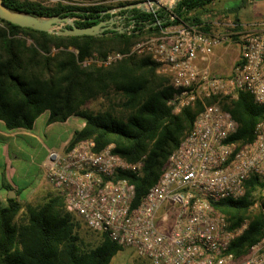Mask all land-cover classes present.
<instances>
[{
	"label": "trees",
	"instance_id": "1",
	"mask_svg": "<svg viewBox=\"0 0 264 264\" xmlns=\"http://www.w3.org/2000/svg\"><path fill=\"white\" fill-rule=\"evenodd\" d=\"M215 1L178 0L170 10H144L128 7L131 3H118L122 7L119 15L131 28L123 32L105 30L101 35L51 34L0 18V120L7 129H30L45 111L49 123L63 122L70 116L83 118L84 126L73 133L67 148L93 140L96 150L113 144V152L129 162L145 156L140 174H123L134 185L137 203L158 180L168 155L189 132L202 103L193 102L175 113L168 102L177 90L170 84L169 75L157 72V63L149 54H131L105 67L86 66L79 61L92 53L104 56L127 51L135 42L159 35L161 29L174 24H200V15L210 11ZM248 1L240 0L241 7ZM3 2L13 11L70 17L78 27L96 25L113 16L108 11L111 5L99 3ZM236 11L233 9L238 22ZM99 97L106 102L104 109L93 112L84 107ZM221 102L237 123L229 141L238 145L251 141L255 125L264 116V106L256 104L246 91ZM256 186L257 178H251L245 181L240 198L213 203L230 229L248 220L247 227L227 249L235 259L264 236V209H252ZM80 230V222L66 211L57 193L41 202L25 204L9 198L0 208V264H110L123 249L106 234L92 230L98 234L97 243L84 246Z\"/></svg>",
	"mask_w": 264,
	"mask_h": 264
},
{
	"label": "built area",
	"instance_id": "2",
	"mask_svg": "<svg viewBox=\"0 0 264 264\" xmlns=\"http://www.w3.org/2000/svg\"><path fill=\"white\" fill-rule=\"evenodd\" d=\"M203 24L202 19L200 24H174L127 51L92 53L79 61L105 67L131 54H149L177 90L168 102L175 113L202 103L158 180L137 203L134 185L123 174H140L145 156L129 162L113 152V144L96 150L93 140H82L63 152L52 151L45 177L67 212L150 264H264V236L239 259L227 253L248 220L230 229L213 207L221 199L240 198L245 181L256 177L252 209H264V116L252 140L238 145L229 141L237 123L221 102L246 91L264 106V18L245 25L228 21L223 23L226 30L218 28V21L211 20L209 31ZM233 38L239 55L229 75H217L200 64ZM72 51L77 56L78 51Z\"/></svg>",
	"mask_w": 264,
	"mask_h": 264
},
{
	"label": "crops",
	"instance_id": "3",
	"mask_svg": "<svg viewBox=\"0 0 264 264\" xmlns=\"http://www.w3.org/2000/svg\"><path fill=\"white\" fill-rule=\"evenodd\" d=\"M254 4H257V8L248 13L251 15L248 17L253 18L252 21L264 18V0H249L247 5L241 7L238 15L236 13L239 24H248L244 23L245 7ZM222 8L225 13L227 11V21H231L230 18H234V14L229 10L232 8ZM48 116V111L43 112L30 129H7L0 120V208L7 205L9 198H15L20 204H25L57 193L45 177L49 154L56 150L63 152L73 133L80 130L85 121L81 117L70 116L63 122L49 123ZM53 129L60 130L62 138L60 136L58 146L49 147L46 135ZM65 131L67 135L63 136ZM34 165L39 172L36 178L33 177Z\"/></svg>",
	"mask_w": 264,
	"mask_h": 264
},
{
	"label": "rangeland",
	"instance_id": "4",
	"mask_svg": "<svg viewBox=\"0 0 264 264\" xmlns=\"http://www.w3.org/2000/svg\"><path fill=\"white\" fill-rule=\"evenodd\" d=\"M38 1L43 5H53L57 2H61L63 4H78V5H86L92 3H99L103 5H111L112 8L109 11L112 13V18L114 19V23L112 24L115 27H124V30H129L131 25L127 26L124 22V18L119 15L118 11L122 8L118 6V3H122L123 5L128 4V7H132V5H142L144 9L156 10L166 7L167 10H170L173 5L175 4L176 0H34ZM232 8L229 11L233 13V9L237 10L236 13L238 15L239 10L241 9V2L240 0H216L211 6L209 7L210 11L202 13L200 18L204 20L203 28L206 31L212 27L211 20L218 21L221 25L218 27L220 30L228 28L227 26L223 25V23L228 22L227 11L224 12L222 7ZM254 8H257V4L253 6H246L245 7V17L244 23L249 22H258L261 19L253 20V18H249L248 13H252ZM222 14V15H221ZM224 14V15H223ZM251 16V15H250ZM231 22L238 23L234 18H230ZM217 28V29H218ZM136 43V42H135ZM134 43V44H135ZM133 45V44H132ZM131 45V46H132ZM130 46V47H131ZM129 47V48H130ZM128 48V49H129ZM239 55V47L237 44L236 39L230 40L228 43H225L221 47L217 48L215 52L205 61H201L200 64L202 66H208L212 73L221 76H227L231 72L232 66ZM158 72V71H157ZM160 74L169 75L166 72H158ZM170 77V76H169ZM227 100H231L230 98H223ZM222 99V100H223ZM86 109L96 112L98 110L104 109L106 107V102L101 98H97L95 100H91L87 102L84 106ZM60 130L56 131L55 129L51 130L50 133L46 135V143L50 146H58V142L60 140ZM67 135V131L63 136ZM62 138V136H61ZM57 149V148H56ZM59 151V150H56ZM33 174L34 178L37 177L39 174L36 165L33 167ZM256 193H254L255 195ZM43 199L34 200L35 202H41ZM255 209H253L254 211ZM76 220L80 222L81 225V237L84 243V246H94L98 240V234L93 233L90 229H88L78 218L74 217ZM110 264H150V261L146 257L138 256L135 251L130 247H123L110 261Z\"/></svg>",
	"mask_w": 264,
	"mask_h": 264
},
{
	"label": "water",
	"instance_id": "5",
	"mask_svg": "<svg viewBox=\"0 0 264 264\" xmlns=\"http://www.w3.org/2000/svg\"><path fill=\"white\" fill-rule=\"evenodd\" d=\"M132 7H139L141 9H144L142 5H132ZM0 18L21 27L45 31L57 35H101L105 30H119L120 32L124 31V28L115 27L112 25L114 23L113 18L101 21L96 25L88 27H78L75 25L74 19L70 17H60L58 15L36 16L24 12L13 11L4 4L3 0H0Z\"/></svg>",
	"mask_w": 264,
	"mask_h": 264
}]
</instances>
